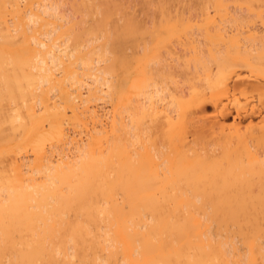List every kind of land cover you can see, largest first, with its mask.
Returning a JSON list of instances; mask_svg holds the SVG:
<instances>
[{
    "label": "bare ground",
    "instance_id": "bare-ground-1",
    "mask_svg": "<svg viewBox=\"0 0 264 264\" xmlns=\"http://www.w3.org/2000/svg\"><path fill=\"white\" fill-rule=\"evenodd\" d=\"M0 264H264V0H0Z\"/></svg>",
    "mask_w": 264,
    "mask_h": 264
},
{
    "label": "rangeland",
    "instance_id": "rangeland-1",
    "mask_svg": "<svg viewBox=\"0 0 264 264\" xmlns=\"http://www.w3.org/2000/svg\"><path fill=\"white\" fill-rule=\"evenodd\" d=\"M62 6H63V4L60 5V9H61ZM64 8H65V9H64ZM62 9H63V13L66 12V13H65L66 16H69V15L71 16V13H70V12L67 13V10H68V7H67V6L64 5V6L62 7ZM62 9H61V10H62ZM66 9H67V10H66ZM68 11H69V10H68ZM69 13H70V14H69ZM229 121H230V118H229Z\"/></svg>",
    "mask_w": 264,
    "mask_h": 264
}]
</instances>
